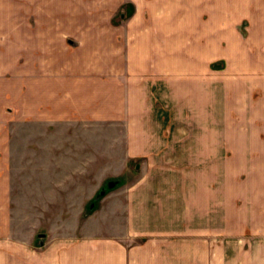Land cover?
I'll return each instance as SVG.
<instances>
[{
    "label": "crops",
    "instance_id": "1",
    "mask_svg": "<svg viewBox=\"0 0 264 264\" xmlns=\"http://www.w3.org/2000/svg\"><path fill=\"white\" fill-rule=\"evenodd\" d=\"M29 1L20 4L38 17L0 40V264H264V0ZM165 107L185 124L181 153L197 159L190 172L181 165L178 197L162 201L163 232L137 244L143 234L133 231L120 240L77 237L74 228L62 237L44 231L42 242L34 227L25 239L13 235L5 170L15 121L113 122L127 155L148 154L152 117H170ZM79 149L68 151L85 154ZM51 167L58 173L46 194L38 176L29 182L43 191L30 202L90 197L80 166ZM142 181L115 198L122 218L147 217L134 214Z\"/></svg>",
    "mask_w": 264,
    "mask_h": 264
},
{
    "label": "rangeland",
    "instance_id": "2",
    "mask_svg": "<svg viewBox=\"0 0 264 264\" xmlns=\"http://www.w3.org/2000/svg\"><path fill=\"white\" fill-rule=\"evenodd\" d=\"M20 2L30 1L0 0L1 41L10 33L18 34L21 29L25 28L26 21L38 17L37 10L32 9L30 5H21ZM123 13L125 16L131 14L130 11ZM119 15L120 12H117L113 18H119ZM1 41L0 46L3 47ZM0 57H2V52H0ZM0 78H3V74H0ZM165 110L167 115L172 112L170 117L163 116L159 112L158 115L152 117V120H155L152 126L155 139L151 138L150 152L136 155L125 153V147L130 143L126 138L116 137L122 134L121 127L117 123H100L93 119L86 126L80 123L66 126L64 123L44 122L43 125L33 124L26 127L15 121L11 130L16 138L11 140L12 145L7 155V170H5L6 176L11 181L9 212L12 216L13 235L25 239L29 234V228L34 227L38 233L33 235L35 242L39 240L42 242L39 237L43 238L44 231L49 233L48 238L50 236L62 237L67 235V229L74 228L77 237L90 235L91 237L120 240L126 232L133 231L143 234L131 241L137 244L143 242L149 234L163 232L165 206L162 201L169 200L171 196L172 198L178 197L180 175L183 173L181 165L187 163L190 172L197 159L193 153H181L180 132L185 129V124L180 123L179 114L176 113L177 110L174 107H165ZM190 126L193 135L188 137V144L195 146V123ZM37 129L42 135L38 137V140L32 135L27 139L18 135L23 131L27 132L25 135L28 136ZM57 132L63 134L69 132L70 135L75 134L76 136L59 137ZM53 148L57 149L56 154L50 153ZM68 148L83 149L81 151L85 154L79 151H68ZM42 149L43 152H40ZM68 162L75 164L77 168L79 166L82 168L77 169L76 173H80L81 176L77 175L76 178L83 176L91 180L90 197L84 203L80 200L82 197L74 203L48 200L43 203L30 202V195L36 196L37 192H41V187H32L29 182L33 179L35 181V177L38 176L37 179L46 194L45 190L50 189L48 183L56 178L58 173L51 170L52 164ZM37 164H43L42 172L31 168ZM137 180H143L139 188L142 199H140L141 202L137 201L134 214L147 217L131 220L122 218L121 212L115 210L117 206L115 198L124 196L129 186ZM88 189L89 187L86 188V192ZM44 198L48 197L44 195ZM151 198L152 200L153 198L160 199V205L155 206ZM102 206L108 209L99 211V207L102 208Z\"/></svg>",
    "mask_w": 264,
    "mask_h": 264
}]
</instances>
